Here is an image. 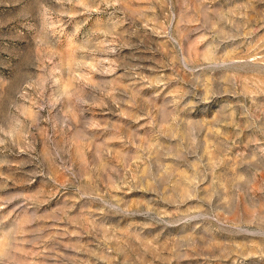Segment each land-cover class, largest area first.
<instances>
[{
    "label": "rangeland",
    "instance_id": "1",
    "mask_svg": "<svg viewBox=\"0 0 264 264\" xmlns=\"http://www.w3.org/2000/svg\"><path fill=\"white\" fill-rule=\"evenodd\" d=\"M0 264H264V0H0Z\"/></svg>",
    "mask_w": 264,
    "mask_h": 264
}]
</instances>
